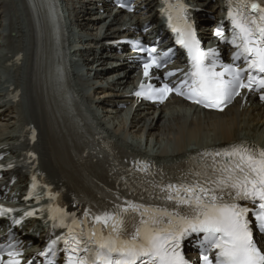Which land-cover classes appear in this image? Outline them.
<instances>
[{
	"label": "snow or ice",
	"instance_id": "1",
	"mask_svg": "<svg viewBox=\"0 0 264 264\" xmlns=\"http://www.w3.org/2000/svg\"><path fill=\"white\" fill-rule=\"evenodd\" d=\"M165 3L169 27L176 33V43L187 52L190 70L176 85L165 83L156 88L142 83L137 97L147 95L163 103L175 93L219 112L244 89L261 92L259 98L264 100V0H228L232 35L227 42L235 49L231 63L220 62L215 49L201 48L183 0ZM215 35L225 39L220 28ZM141 51L147 53L145 78L153 68L168 63L167 53L157 56L155 47ZM201 157L209 159L192 179L161 188L171 208L125 202L124 207L117 204L115 210L102 214L88 210L84 217L91 216L100 227H91L87 233L85 221L73 215L66 223L67 213L49 208L54 227L67 228L68 233L49 245L53 259L48 264H54L53 249L60 241L65 246L66 264H188L182 241L191 233H203V264H264V249L254 236V230L264 235V149L240 143L206 151ZM49 198L55 196L50 194ZM10 211L0 208V216ZM76 228H80L79 233ZM20 255L12 245L0 246V264H21L17 259Z\"/></svg>",
	"mask_w": 264,
	"mask_h": 264
},
{
	"label": "bare ground",
	"instance_id": "2",
	"mask_svg": "<svg viewBox=\"0 0 264 264\" xmlns=\"http://www.w3.org/2000/svg\"><path fill=\"white\" fill-rule=\"evenodd\" d=\"M43 0L40 1V6H43ZM209 0H203L208 2ZM32 0H12L7 2L6 0H0V15L5 10L7 13L10 9H14L16 13V27H13L12 31H15L16 36L13 39L15 44H11L8 47L7 52L5 51L4 56L0 58V64H4L6 61L11 59L8 55L13 54L17 50L23 52L26 56L30 55V60L34 59L36 51H34L35 44V31L33 25V7ZM45 9L47 8L48 2L44 0ZM21 8L20 11L18 8ZM14 13V11H13ZM21 15V17H20ZM73 18L68 17V22H71ZM11 20V19H10ZM12 21V20H11ZM89 27L88 24L85 25ZM107 24L101 25L97 22V26L91 30L90 36L101 38L104 35L106 38L114 35L116 27ZM102 30V32H100ZM107 30V31H105ZM2 34H0V37ZM51 37V30L49 27L46 38ZM46 51L43 54L41 76L45 78L48 86H54V110L53 116L58 119H65L70 114L71 109H75V105L72 103L68 95H65L57 85L58 77V65L56 63V57L50 48L49 43H45ZM25 49V50H24ZM124 74H126L125 77ZM133 76L128 74L125 68L116 70L111 73L108 77L107 83L115 90L106 94L101 86L93 85V91L90 94L80 92L77 87L75 90L77 98L87 106H90L92 101L96 99H105L108 95L113 94L115 99H119V89L123 86L133 82ZM95 97V98H94ZM107 101H105L106 103ZM111 102V101H110ZM108 102V103H110ZM107 103V104H108ZM108 106H105L106 108ZM76 110V109H75ZM191 110L179 111L177 109H168L164 113L162 112L159 116L155 115L150 118V115L145 113H138L131 116L129 111L115 112L112 118V126L114 127L111 132L115 134L118 139L127 141L129 135L136 134V140L140 147L145 143L146 149L152 147L153 152H157V155H175L184 154L192 146L198 147L201 145L207 146L211 143H226L233 141L240 137V133L245 130L249 131L252 127L253 132L258 130H264V111L262 108L252 106L245 115H240L238 109L230 108L225 114H201L200 112L191 113ZM77 111V110H76ZM89 116L88 108L83 111ZM11 114H15L13 111ZM107 118L110 115H106ZM147 117V118H145ZM9 117H6L8 119ZM13 118V125H9L7 120L0 123V140H11L14 142L19 141V136L14 135L15 127L20 126V117L16 120ZM246 124V129H241L242 125ZM252 131V130H251ZM255 133V132H254ZM135 141V138H133ZM138 145V144H137ZM156 149V150H155ZM50 152L47 150L45 157L49 158ZM53 170V167H51Z\"/></svg>",
	"mask_w": 264,
	"mask_h": 264
},
{
	"label": "rangeland",
	"instance_id": "3",
	"mask_svg": "<svg viewBox=\"0 0 264 264\" xmlns=\"http://www.w3.org/2000/svg\"><path fill=\"white\" fill-rule=\"evenodd\" d=\"M125 76H126V74H124L123 77H125ZM246 126H247L246 124H243L242 127H241V129H243V130L246 129ZM251 129H252V127H251L249 130L251 131ZM248 132H249V131H248ZM136 140H138V139H135V141H136Z\"/></svg>",
	"mask_w": 264,
	"mask_h": 264
}]
</instances>
